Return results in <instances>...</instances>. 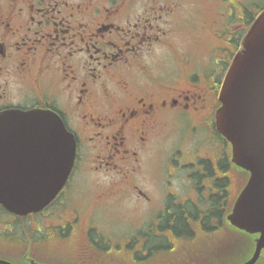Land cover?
Returning a JSON list of instances; mask_svg holds the SVG:
<instances>
[{"label": "flooded vegetation", "instance_id": "flooded-vegetation-1", "mask_svg": "<svg viewBox=\"0 0 264 264\" xmlns=\"http://www.w3.org/2000/svg\"><path fill=\"white\" fill-rule=\"evenodd\" d=\"M257 2L0 0V112L53 111L76 141L48 206L16 214L0 204V264L218 263L240 187L215 111ZM173 124H205L210 136L169 134ZM21 164L8 159V178ZM127 202L122 230L115 205ZM176 208L190 233L173 229Z\"/></svg>", "mask_w": 264, "mask_h": 264}, {"label": "water", "instance_id": "water-1", "mask_svg": "<svg viewBox=\"0 0 264 264\" xmlns=\"http://www.w3.org/2000/svg\"><path fill=\"white\" fill-rule=\"evenodd\" d=\"M219 101L216 129L231 143L235 170L247 181L227 216L232 248L217 264H264V10L230 63ZM75 154L74 136L56 113L0 112V204L18 214L40 211L65 185ZM13 155L22 164L11 179L3 166Z\"/></svg>", "mask_w": 264, "mask_h": 264}, {"label": "rangeland", "instance_id": "rangeland-1", "mask_svg": "<svg viewBox=\"0 0 264 264\" xmlns=\"http://www.w3.org/2000/svg\"><path fill=\"white\" fill-rule=\"evenodd\" d=\"M252 1V0H251ZM260 6H261V8H264V0H258V2H257ZM171 117H172V119H174L175 121H184V117H186L185 116V114L182 112V111H174V112H172L171 113ZM180 122H177V123H180ZM186 125H184V127H185ZM179 128L178 126L177 127H175V124H173V125H171V127H170V133L169 134H178V133H183L184 132V134H183V136L186 138V139H190L191 137H193V136H195L196 137V139H199V138H202V137H207V136H210V128L208 127V125H205V124H197V125H190L188 128L187 127H185V128ZM191 127H196L197 128V130H196V128H195V130H192L191 131V133H190V129H191ZM196 133V134H195ZM173 139H174V136H173ZM173 139H172V137L166 142V146H162L163 148H168L170 145H171V143L173 144V146H174V143L172 142L173 141ZM177 139V138H176ZM175 139V140H176ZM196 140L194 139V141H193V143L195 142ZM240 182H241V179H240V181H239V175L238 174H236V173H234V184H233V190L234 191H236L238 188H239V185H240ZM184 191V189H183V187L181 186L180 188H179V190H178V192H183ZM115 207H116V209H115V211L119 214L118 216L120 217V218H118L117 220H118V223L121 225V229L122 230H125L126 228H128V222L130 221V219L132 220V213H131V211H130V209H131V205H130V203H125V204H116L115 205ZM134 217L136 218V220H135V218H134V222H138V217H136L135 215H134ZM219 237V240L220 239H222L224 236L221 234V235H219L218 236ZM237 238V241H238V243H239V241H240V237L238 236V237H236ZM73 241H71L70 243H72ZM58 245H64V244H61V243H59ZM70 245V244H69Z\"/></svg>", "mask_w": 264, "mask_h": 264}, {"label": "trees", "instance_id": "trees-1", "mask_svg": "<svg viewBox=\"0 0 264 264\" xmlns=\"http://www.w3.org/2000/svg\"><path fill=\"white\" fill-rule=\"evenodd\" d=\"M219 182L223 181L220 180ZM175 212L177 213V217L174 220L173 229H175V231L177 232H179L180 230L190 233L189 225L187 223V219L185 218L184 212H182V210H179L178 208H176Z\"/></svg>", "mask_w": 264, "mask_h": 264}]
</instances>
